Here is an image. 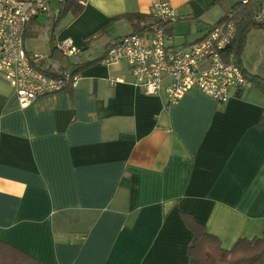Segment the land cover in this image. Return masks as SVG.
Listing matches in <instances>:
<instances>
[{
    "label": "crops",
    "instance_id": "0c3cea01",
    "mask_svg": "<svg viewBox=\"0 0 264 264\" xmlns=\"http://www.w3.org/2000/svg\"><path fill=\"white\" fill-rule=\"evenodd\" d=\"M168 1L178 18L166 28L170 47L199 44L223 17L216 0ZM152 2L79 0L82 13H67L54 36L81 50L87 38L107 44L135 31L119 15H149ZM120 23L127 31L114 36ZM246 41L241 68L264 77V29ZM130 71L94 64L72 97L25 109L0 79V242L40 264H188L193 234L181 213L225 250L263 235L264 94L249 83L225 104L199 89L170 104Z\"/></svg>",
    "mask_w": 264,
    "mask_h": 264
},
{
    "label": "built area",
    "instance_id": "2783aa9c",
    "mask_svg": "<svg viewBox=\"0 0 264 264\" xmlns=\"http://www.w3.org/2000/svg\"><path fill=\"white\" fill-rule=\"evenodd\" d=\"M86 1L80 0L81 4ZM64 2L0 0V79L12 86L23 109L41 97L62 92L71 81L74 88L80 79L70 72L60 73L58 78L45 76L34 65L44 57L36 54L31 60L25 50L23 36L29 23L44 15L51 22L55 19L54 3ZM150 14L163 24L178 20L168 0H153ZM255 15L256 22L264 24V5ZM227 16L226 21L209 29L202 42L189 49L170 47L163 27L124 36L110 47L103 63L126 62L144 94L155 96L164 90L170 104L177 103L194 89L225 104L234 90H243L249 85L232 50L237 36L234 13ZM53 46L68 58L82 51L71 38L54 37Z\"/></svg>",
    "mask_w": 264,
    "mask_h": 264
},
{
    "label": "trees",
    "instance_id": "16d2710c",
    "mask_svg": "<svg viewBox=\"0 0 264 264\" xmlns=\"http://www.w3.org/2000/svg\"><path fill=\"white\" fill-rule=\"evenodd\" d=\"M243 0H216L223 9V17L217 24H221L227 20L228 14L234 13L233 21L237 27V36L233 41L232 50L235 52L237 62L241 65V57L244 51L248 34L256 28L264 29V24L256 22L257 12L264 5V0H248L246 4ZM61 12L58 19H54L50 26H41V24L29 23L26 28L24 39L38 38L42 30H45L47 39L50 43V53L48 59L34 63L35 67L45 76L58 78L60 73L70 72V75L76 76L83 70L102 63L107 56L111 46L117 44L120 39L109 41L103 44L99 39L93 44V40L87 38L86 45L81 54L73 57H65L54 48L53 40L56 34L59 21L69 12L77 16L82 13L83 6L79 0H67L60 4ZM116 19H125L134 27L133 33H144L146 31H156L160 28H167L169 24H163L159 19L151 14H123ZM106 28H103L104 34ZM167 30V29H166ZM165 30V31H166ZM209 31V29H208ZM168 31H166L167 33ZM207 35V34H206ZM205 35V37H206ZM204 37V38H205ZM29 55V54H28ZM32 59V57L29 55ZM242 66V65H241ZM244 75L249 83H253L264 94V77L249 74L244 70ZM61 77V76H60ZM70 97L73 96L74 88L72 81L64 87L63 91ZM261 125H264V121ZM186 228L190 229L193 234V240L186 250L189 257L188 264H264V233L261 237H253L252 239H239L231 250H225L222 243L217 237L209 234L206 227L195 220L193 216L187 213H181ZM0 264H40L25 253L9 246L4 242H0Z\"/></svg>",
    "mask_w": 264,
    "mask_h": 264
},
{
    "label": "rangeland",
    "instance_id": "374dc122",
    "mask_svg": "<svg viewBox=\"0 0 264 264\" xmlns=\"http://www.w3.org/2000/svg\"><path fill=\"white\" fill-rule=\"evenodd\" d=\"M54 8L55 12L54 15L57 14L59 12V7L60 4L59 3H54ZM73 13L72 12H68V15L65 17L68 19H70L72 17ZM67 20V19H66ZM48 17L46 15L44 16H40L37 20L38 24H41V26H47V22H48ZM125 23H120V25H118L115 29V31L113 32L114 36H118V35H122L124 34V32L127 31V27L126 24L124 26H122ZM44 35H46L45 30H42L40 37L38 39H26L25 40V50H29L30 52H36L37 54H40L41 56L46 57V53H47V49L46 48V42L44 40Z\"/></svg>",
    "mask_w": 264,
    "mask_h": 264
}]
</instances>
